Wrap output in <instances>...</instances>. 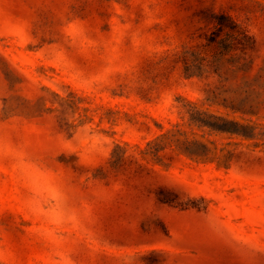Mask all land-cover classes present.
<instances>
[{
    "label": "rangeland",
    "instance_id": "374dc122",
    "mask_svg": "<svg viewBox=\"0 0 264 264\" xmlns=\"http://www.w3.org/2000/svg\"><path fill=\"white\" fill-rule=\"evenodd\" d=\"M0 264H264V0H0Z\"/></svg>",
    "mask_w": 264,
    "mask_h": 264
}]
</instances>
